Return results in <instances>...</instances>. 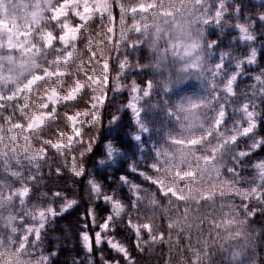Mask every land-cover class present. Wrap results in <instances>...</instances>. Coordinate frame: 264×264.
Here are the masks:
<instances>
[{
    "label": "trees",
    "instance_id": "1",
    "mask_svg": "<svg viewBox=\"0 0 264 264\" xmlns=\"http://www.w3.org/2000/svg\"><path fill=\"white\" fill-rule=\"evenodd\" d=\"M156 3H162L163 7L168 11L171 6H181L180 0H175L170 3L168 0H151ZM185 5H193L194 0H183ZM118 3H123V7L127 12V8L131 5V0H117ZM183 4V3H182ZM235 5H240V11L237 14L234 11ZM112 4L110 5L111 12ZM227 16L220 25V30L223 32V46L229 49L234 54L235 58H242L253 47L259 48V53H264V41L262 37L256 38L253 44H238L232 42L231 36L235 33V26L242 24L253 23L256 26L255 32H260L258 27L261 24L257 17L264 13V2H254L252 0H228L226 3ZM139 21V16L133 14L127 18L126 23L117 25L123 28L134 22ZM122 22H124L122 20ZM105 21H97L93 30L87 32L83 43L75 45L74 58L71 60L69 68L71 76L78 70L86 73L96 70L97 66H88L82 63L87 60V53L94 49L96 43L103 48L108 47L105 40L104 24ZM93 24L91 25L92 28ZM90 28V29H91ZM205 35L212 39V31L204 28ZM94 43V46L91 45ZM142 48H135L130 52V60L138 61L141 65L151 63L152 52L150 51V42L148 39L142 41ZM123 50V49H122ZM135 54H138L135 56ZM109 61H111V71L108 75L112 77L117 72L115 62L113 61V54L109 53ZM109 68V65H108ZM259 71L260 77H264V59L257 61V66L251 69L253 72ZM150 72L154 84V95L143 103L145 108L143 119L148 127L151 143L159 144L171 152V145L168 141L173 139L169 135L173 128L170 126V121H162V108L165 104L163 102V89L158 77L151 70H144L141 74H133L126 72L123 78L125 81L133 77L136 81L143 83L146 78V73ZM72 80L66 84L71 85ZM111 84L110 89L113 90ZM251 81L247 79H240L236 86V90L232 99L226 105L228 119L223 126L224 133L233 126L238 119V107L240 104L253 100L259 106L260 118L262 120L261 133L264 134V95H256L253 92ZM114 93V92H113ZM124 94H111L108 97V104L101 110L104 121L107 122L109 117L117 115L121 117V124L119 128L115 125L111 126L112 130L108 134V138L104 141L111 143L119 152L120 155L116 159L113 166L100 167L93 163V160H98L99 152L89 154L85 144L81 143L69 150H66L63 155L57 152L48 150L47 158L34 159L35 151L38 147H47L41 144L42 139L53 140L57 136L55 131L67 132L68 127L64 119V109H61L59 119L53 117V122L40 133H34L29 136L27 140L19 139V135L14 132L0 131V200L6 208H11L20 216H24L26 212L45 209L49 204H58L65 201H77L78 204L71 210L70 213H65L63 216H58L55 221H50L42 232L40 239L33 247L26 248L27 251L23 254L32 261H37L41 257L48 258L53 252L56 255L51 257L49 264H74V261L86 256L84 250L80 247V240L78 234L80 232V215L85 212L89 206H94L95 199L92 197L87 181L93 179L95 182L103 186L105 193L114 191L116 198L123 204L124 212L114 222L118 229L115 236L128 247L129 252L136 259V264H194L196 253L201 249L202 242L205 239L209 220L212 212L215 211L214 205L221 202L229 210L238 213V216L243 220V230L247 236L255 237L258 242L264 243V217H257L256 220L249 219V213L253 211V205H248V211L242 208L246 204V195H248L256 187L264 188V179L262 182L257 180L255 169L253 165H242L238 171L239 176H232L226 174L220 176L210 175L207 171L198 173L194 181H185L183 184L175 179L171 173L160 171L153 173L149 169L148 162L150 153L146 152L144 159L136 161V148L132 143H129L127 137L130 127L129 113L124 114L123 100ZM35 103V101L33 102ZM76 104L71 106L74 111ZM8 110L1 112L0 123L6 122V127L9 123H14L16 120L25 121L37 108H29L26 113L19 112L14 105L9 104ZM147 109V110H146ZM79 110V109H78ZM119 110V111H118ZM201 116V115H200ZM9 118L11 120L9 121ZM168 123V124H167ZM108 125L102 124L99 121L93 122L91 128H87L86 139L89 141H99L104 139ZM188 132H193L195 136L203 137L207 132L216 131L212 127V116L207 110L202 113V117L198 118L195 127L190 128ZM177 137V134H175ZM259 132L249 136L247 140L241 139L239 147H246L247 143H252L256 140ZM208 145L205 144V147ZM194 150V149H193ZM235 147L229 148L225 151L223 163H229L231 160L230 153L235 152ZM195 152V150L193 151ZM259 155L264 156V153ZM75 157L76 166L79 169H84L82 178H76L72 175L69 168L70 158ZM83 157V159H81ZM133 162L136 168L143 170L147 175L155 176L160 179L168 187L177 189L178 194L183 198V202H179L176 197L161 198L155 187L149 185L141 178L137 177L128 169V164ZM56 169L62 170V175L55 174ZM122 174H127L130 180L142 186V192L139 195V200L134 205L132 198L127 194L126 190L118 186L116 178ZM30 189L31 194L28 195L23 206H18L19 200L16 192ZM59 192L61 198H55L51 194ZM212 193V198L204 201V194ZM204 201V202H202ZM253 202V201H252ZM255 203V202H253ZM256 204V203H255ZM264 209V208H259ZM258 209V210H259ZM96 222L100 223L103 220L107 208L100 205L97 209ZM134 214V215H133ZM27 217V216H26ZM131 218L140 224L151 225L150 230L145 235V246L142 252H138L134 247L130 232L127 230L124 222ZM164 233L163 239L160 234ZM104 249V255L111 259L114 254ZM27 254V255H25ZM97 264H100L99 253L96 254ZM85 258V257H84ZM23 259V258H22ZM25 260V259H24ZM81 264L84 263L80 261ZM1 263V261H0Z\"/></svg>",
    "mask_w": 264,
    "mask_h": 264
},
{
    "label": "snow or ice",
    "instance_id": "2",
    "mask_svg": "<svg viewBox=\"0 0 264 264\" xmlns=\"http://www.w3.org/2000/svg\"><path fill=\"white\" fill-rule=\"evenodd\" d=\"M4 0H0V6L3 5ZM264 2V0H261ZM111 14L108 12H100L95 10L94 0H26L24 3V22H11L5 21L7 27H0V112L7 111V106L12 104L19 112L26 113L29 108H38L39 111L33 113L34 120L38 119V127H28V123L33 121L18 123L15 125L20 130H25L29 134L40 133L45 130L51 122L53 117L59 119L61 109H64V119L71 121L74 116L71 106L78 104L83 99L84 94L89 91L86 85H84L79 79L73 80L70 71L66 70L72 60L71 49L73 44L79 45L81 36L85 33V30L97 21H109L110 31L105 28V31H109L111 37L110 43H114L116 40L117 25L127 22V18L132 16L133 13H140V8L130 9L125 12L123 3H118L117 0H111ZM147 7V5H146ZM161 8L160 16L170 15L163 11L162 5L153 4V8ZM222 7L217 5V8ZM85 8L89 11L85 12ZM151 11V9H149ZM234 11L238 14L240 11V5H235ZM227 15V13H224ZM257 19L264 23V13L259 15ZM206 24H211V21H206ZM217 26L221 23L220 13H217ZM122 27V25H121ZM72 28L76 30L75 41L67 39L65 36L66 29ZM160 34L155 39L154 43L158 47L160 39H164L167 42V49L162 59L157 60V67L160 64L167 62V56L169 53L175 55L178 59L183 55L186 60H197L199 52L203 49L214 60L220 62L215 65L214 73L216 76H220L224 71V58L223 56H216L215 53L220 49L223 44V33L217 32L215 29L212 31V39L204 40L202 43L197 41L194 37L181 34L180 39L177 40L171 34L164 35L162 29L157 27L156 29ZM137 36L140 35V31L137 30ZM131 48H142V43L130 44ZM155 54V53H154ZM89 55L95 59L96 53L89 52ZM252 59L248 60V65L254 67L256 61L264 59V53L252 52ZM202 62L203 58H199ZM185 61H181L183 63ZM109 63V71H111V61ZM127 61L121 62V67H125ZM236 67V66H234ZM144 68L138 69V72H143ZM188 71H191L188 70ZM85 80H90L88 76L84 77ZM202 82L203 78L200 77ZM240 79L239 75L233 76L228 84L229 88L226 92L234 94L235 81ZM72 80L73 87H79L80 92L72 98H64L68 96V93L64 92L62 88L57 86V82L64 83ZM258 83L261 85V95H264V77H257ZM181 81H176L174 84L170 83L164 89L165 100H168L173 95H177V89ZM111 79L107 87L111 88ZM190 86L189 83L183 85L184 89ZM144 91L140 89L133 90L137 93L133 98L139 102L140 97L144 99H150L152 96L153 80L146 79L142 86ZM123 89H117L116 91H122ZM215 92V89H213ZM213 103L220 100L219 93H215L213 96ZM95 96H90L88 102L85 105V109H92L96 111L97 108L103 109L108 104L107 93L103 96V103H97ZM35 101V103H33ZM186 106H193L191 98H180L175 105L168 106L164 109L166 115L173 120L179 121L180 115ZM223 107V105H222ZM251 106L245 104V108ZM134 113L137 111L134 105H129L125 109L124 114L129 111ZM119 111V110H118ZM228 113L226 110L217 112L213 127L216 129L215 135L213 132H207L203 137H193L190 140H169V144L177 145L181 148L187 147L188 151H181L179 153L169 152L166 148L159 144L153 145L152 155L154 162L149 164V169L153 173H159L161 168H165L166 172H171L175 179L179 180L181 184L185 181H194L198 173L207 171L210 174L216 176L217 179L220 176L231 174L232 176H239L238 169L245 164L253 165L260 170V175L264 178V156L259 155L264 153V134L260 129L262 126V120H256L254 116L249 117L251 127L246 128L244 136L232 135L231 138H227L224 132V125L227 123ZM11 118H9V121ZM99 121L102 124H107L104 139L99 141L90 140L88 142L87 151L91 155L99 152L100 157L107 156L108 158H114L117 154V149L111 144H105V140L108 138V134L112 130L113 125L119 128L121 124V117L112 115L108 121H104L102 111L93 117V122ZM137 126L141 131H147L145 125L137 121ZM92 127L91 124L88 125ZM259 132L256 140L252 143H247L246 147L240 148L239 141L241 139L247 140L249 136ZM54 134L60 138L59 141L42 139L40 143L43 145L47 143V147H42L43 158H47L49 148L52 151H56L58 146L62 145L64 134L59 131H55ZM81 143H83V133L80 134ZM133 139L147 143L145 137L142 135H136ZM131 143V141H129ZM205 144L208 146L205 147ZM235 147V152H231V160L229 163H223L225 151L229 148ZM193 149L195 152H193ZM83 159V157H81ZM75 157H73L74 163ZM96 165H104L105 159L100 158L93 160ZM129 170L133 172L137 177L147 182L149 185L156 188L161 198H168L175 196L179 202H183V198L179 197L177 189L174 187H168L160 179L155 176L147 175L143 170L138 169L135 165H129ZM55 174L57 176L62 175L61 169H56ZM72 175L76 178H82L84 175V169L80 171H73ZM117 183L129 190L132 193L133 201H138L139 195L142 192V186L135 185L130 180L127 174H122L116 178ZM90 191L96 197L94 206L89 208L80 215L79 225L80 232L78 238L81 242V247L85 251L87 264H97L96 253H99L100 264H136V259L132 256L131 252H126V245L121 246L119 237L115 236L118 227L115 224L116 216L113 215L114 203L116 196L113 191L104 193L103 186L95 182L93 179L87 181ZM31 194V190L27 189L24 193L25 197ZM55 198H61L59 192H53L51 194ZM212 193L204 194V201L212 198ZM202 201V202H204ZM78 204L77 201L69 202L63 209L59 211V215L63 216L65 213H70L71 210ZM104 205L107 208L103 216L101 223H96L97 212L96 209ZM245 211H248V206L245 204ZM57 210L52 209V220L57 219ZM257 217H264V209L254 210L249 213V219L256 220ZM125 225L128 231L132 232V243L136 247L138 252H142L144 249L139 247V241L137 238L136 229L133 227L132 220L126 219ZM47 225L45 224V227ZM151 225L145 228L147 234ZM108 239H105V237ZM164 233L160 234V238L163 239ZM99 238V239H97ZM116 247H113V244ZM107 247L109 250L115 253L111 259L104 255V249ZM56 255L55 252L51 253L44 264H49L51 257ZM74 264H81L79 260L74 261Z\"/></svg>",
    "mask_w": 264,
    "mask_h": 264
},
{
    "label": "rangeland",
    "instance_id": "3",
    "mask_svg": "<svg viewBox=\"0 0 264 264\" xmlns=\"http://www.w3.org/2000/svg\"><path fill=\"white\" fill-rule=\"evenodd\" d=\"M168 1L170 3L175 2V0ZM252 1L261 2V0ZM227 2L228 0H194L193 5L190 6L185 5V2L183 0H180L181 6H171L167 11L163 7L162 3H156L151 0H131V5L129 8H127V11H129L130 9L140 8V13H133L139 16V21H136L133 24H130V26L128 25L127 27H118V30L116 31V40L114 43L109 42L111 39V37L109 36V31L111 30L110 22L105 21L104 32L108 47L103 48L101 45L99 46L96 43L94 49L91 50V52L96 53V58L93 59L89 55V51L87 53L88 59L82 62L84 64H87L88 66H97L98 68H96V70L94 69V71H91V73H86L82 70H78L73 74V80L79 79L84 85L87 86L89 91L84 94L83 99L80 100L78 104L73 106L74 116L70 122L66 120L68 131L63 133V146H58L57 150L54 152H57L59 155H63L66 150H69L70 148L81 144V133H83V144H85V149L86 145H88L89 142V139H86L85 130L89 128V124H93V117L100 113L102 110L100 108H97L96 111H93L92 109L86 110L85 105L88 102L89 97L95 96L97 98V103H103V96L105 95V93H107L108 97L111 94L119 93L124 94V97H121V101L123 100V110L127 109L129 105H134L137 109L135 113L131 110L128 112L130 117V127L127 134L128 139L137 149L135 159L136 161H140L144 159L145 153L149 152L150 157L148 162H150V164L153 163L154 157L152 155V152L154 144L151 143L149 130L141 131L137 126V121H139L141 124L145 125L146 129H148L146 122L143 119V113L145 110L143 103L149 99H144L141 96L139 102H137V100L133 98L137 95V93H135L133 90L140 89V91L143 92L144 89L141 87L143 83L136 81V79L133 77H129L130 80L128 81H125L126 78H123V75L128 71L132 72L133 74H141L140 72H138V69L141 67H143L144 70H151L152 72H154L161 84L163 94L164 89L169 86L170 83L174 84L176 81H181L177 89V95L171 96V98L168 100H165V96H163V102L165 104L162 108L161 120L168 121V123L170 121L169 127L173 128L169 133V135H172L173 138L171 140H190L193 137L199 138V136H195L193 132L188 131L190 130V128L195 127L198 118H201L202 113H204V111L206 110L210 112L212 116L213 127L217 112L221 110L228 111L226 105L228 101L234 96V94L226 92V89L230 87L228 81L233 76L239 75L240 79L243 80L248 78L251 81V85L253 86L252 90L255 96L260 95L261 85L257 80V77H260L259 71H251V69H254L257 66V61L254 67H250L248 65V60L252 59L251 53L254 51L259 53L258 47L251 48L244 57L236 59L234 54L231 53L229 49H225L223 46H221L220 49H218L215 53L216 56H223L224 58V71L220 76H216L214 73L215 65L220 61L214 60L207 54L206 50L203 49L199 52V57L197 60H186L183 55H181L177 59L174 54L169 53V55L167 56V62H162L160 66L157 67V60L164 57V53L167 49V42L164 39H160L158 47L154 43L155 39L160 34L156 30L157 27L159 29H162L164 35L171 34L177 40L180 39L181 34H184L192 36L197 41L202 43L204 40H210V38L205 35L204 28L208 31H213L214 29L217 32L222 31L220 30V25L227 16L224 15V13H227ZM24 3H26V0H4L3 5L0 6V27H7L5 21L18 22L22 24L24 22L25 15L23 7ZM94 3L96 11L108 12L109 14H111V0H94ZM154 3L162 5L163 11L166 14L170 15H165L163 17L160 16L161 8H153ZM218 4L222 7L217 8ZM149 9H151V11H149ZM84 11L88 12L89 9L85 8ZM124 11L126 12L125 8ZM218 12L220 13L221 23L217 26L216 21ZM206 21H211V24H206ZM258 22L261 24V26L258 27L260 32H255L256 26L253 23L236 25L234 28L235 33L230 37L231 41L238 42V44L244 45L253 44L256 41V38L259 36L262 37L261 41H264V23H261L259 20ZM122 23L124 24V22L121 21V24L119 25H123ZM94 25L95 23L93 24L92 28L90 26L85 30V33L81 36L79 44L83 43L82 40L85 38V35L87 34V32L93 30ZM105 28H108L109 31H105ZM137 30L140 31L139 36H137L136 34ZM65 36L67 39L75 41L76 30L67 28ZM146 39H148L150 42V51L152 52L151 57H153L150 58L151 63L141 65V63L138 61H131V56L129 54L132 50H134V48L129 47V45L137 42L142 43V41ZM75 45L76 44H73V47L71 49L72 59L74 58ZM91 46L93 47L94 43ZM109 53L113 54L112 62H115V64H117V72L114 73L112 77L108 75V73L110 74L108 68ZM137 55L138 54H135V56ZM199 58H203L202 62ZM125 60L127 61L126 66L121 67V62ZM181 61L185 62L181 63ZM190 69L191 71H188ZM85 76H88L91 79L85 80ZM151 76V73L147 71L144 81L146 79H149ZM200 77H202L203 81H206V83L202 82ZM109 78L111 79L113 85V90L110 89V91L107 87ZM238 81L234 82L235 90ZM189 82L190 86L187 89H184L183 85ZM67 83L68 81L64 83H61L60 81L57 82V86L62 88L64 92L68 93V96L64 98H72L75 95H78L80 92L79 87H73L72 82L71 85L67 86ZM117 89L123 90L116 91ZM213 89H215V92L213 91ZM217 92L220 95V100L213 103L212 98ZM152 93L153 96L155 93L154 84ZM178 97L185 99L191 98L193 106H186L182 113H177L178 115H180V119L179 121H176L168 117L164 109L168 106L175 105L178 102ZM245 104H248L251 107L245 108ZM36 111H39V109L37 108ZM33 113L27 118V120H16L14 123H9L7 127L6 122L0 123V131L4 130L7 132H14L19 135L20 140H27V138L34 133L29 134L25 130L18 129L15 125H17L18 123L33 121L32 123H28V127H38L40 121H38V119L34 120ZM1 114L2 113L0 112V115ZM237 114L238 119L233 124V126L230 127L225 133L223 132V134L229 139L232 135L240 137L244 136L245 129L251 127V123L249 122L250 116H254L255 119L259 121V106L253 100L246 101L239 105ZM213 130L216 131L214 127ZM175 134H177V137H175ZM136 135L144 136L147 143H143L141 141L133 139V137ZM59 140L60 138L57 137L52 141ZM108 143L109 142H106L105 144ZM45 145L47 146V143H45ZM41 149L42 147H38V149L35 151L33 157L34 159L43 157L44 154ZM49 149L52 150L51 148ZM181 151H188V149L187 147L181 148L174 144L171 145V152L179 153ZM119 155L120 152L117 151V154L114 158H108L107 156L102 157L103 159H105V164L99 166H113ZM75 161L76 160H74L73 163V158H70L68 166L72 172L80 171L79 167L76 166ZM129 165H133V162L127 165L128 169ZM254 169L257 180L259 182H262L264 178L261 177L260 170L255 167ZM161 170L166 171V169L163 167L161 168ZM210 175L215 176L213 174ZM25 192L26 189L16 192V196L19 200L18 206H23L25 204L28 197V195L25 197ZM90 192L92 197L96 199V197L93 195V192ZM126 192L132 198V193L129 190H126ZM179 197L181 196L179 195ZM69 202L71 201L61 202L56 205L49 204V206L47 205L45 209H39L34 212L27 209L24 211L26 212V214L24 216H20L11 208H6L4 203L2 204L0 200V264H44V262L47 260L46 257H41L37 261H32L30 258L24 256L23 254L25 253V251H27L26 248L33 247L38 243L40 236L45 229V224L47 225L50 221H53L51 218L52 209L55 208L57 210L56 216L58 217L59 211L63 209ZM136 202L138 201H133L132 199L133 205ZM245 202L247 206L249 205V203L253 205V211L258 210L259 208H264V188L256 187L255 189H253L248 195H246ZM214 207L215 211L212 212V215L210 217L207 235L202 242L201 249L196 253L193 263L264 264V243H260L255 237H250L245 234L243 230V220L240 219L237 211L236 213H234L232 210H229L228 207H225L223 204H221V202L216 203ZM242 208L245 209V204L242 205ZM123 212L124 206L116 198V201L114 203L113 215L116 216V219H118ZM131 220L133 222V227L137 232L139 247L143 249V247L145 246V240L148 241V239L145 238L144 235L147 225L140 224L133 219ZM129 235L131 236L132 241V232H130ZM105 239H108V237L106 236ZM120 245L123 246L124 244L120 241ZM116 246L117 245L114 243L113 247ZM81 249L83 250L82 247ZM106 250L115 255V253L108 248ZM126 252H129L128 247H126ZM84 257L79 259V261L84 262L82 264H87L86 256Z\"/></svg>",
    "mask_w": 264,
    "mask_h": 264
}]
</instances>
